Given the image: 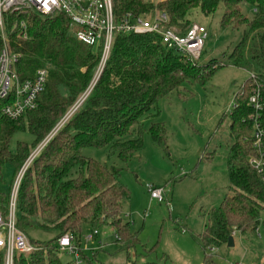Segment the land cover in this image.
<instances>
[{
	"label": "trees",
	"instance_id": "1",
	"mask_svg": "<svg viewBox=\"0 0 264 264\" xmlns=\"http://www.w3.org/2000/svg\"><path fill=\"white\" fill-rule=\"evenodd\" d=\"M113 1L118 21L126 13L153 15L160 11L168 15L167 27L181 33L195 23L194 13L211 16L223 4L221 27L242 31L229 59L235 66L250 67V73L264 81V0ZM20 21L25 22V29L16 26ZM4 31L12 50L20 54L15 68L22 79H33L40 68L48 70L37 107L20 119L5 117L2 108L8 100L0 99V172L5 164H11L16 177L33 150L89 88L101 50L94 52L92 46L81 43L76 37L77 26L64 13L10 12L5 15ZM2 34L0 28V52ZM221 67L217 58L200 62L167 48L159 34H116L91 93L24 174L17 199L18 228L26 233L29 227L39 226L57 234L43 245L32 240L37 249L16 255L15 264H77L75 258L63 262L59 256L57 241L68 233L75 237L82 263L103 264L93 263L82 248L81 232L86 224L93 228L109 225L123 249L135 248L138 233L122 215L123 204L130 199V190L119 180L124 167L86 157L83 149L106 147L109 159L127 164L142 151L143 121L159 115V101L186 83L203 84ZM253 86L248 78L244 93L235 96L238 107L230 126L235 141L227 158L233 194H226L220 206L209 212L201 234L205 251L228 243L235 230L256 231L264 213V180L249 164V157L257 154L252 142L254 123L249 119L254 115L249 104ZM261 123L264 127V112ZM19 131H28L33 139L19 141L12 152L13 137ZM149 133L156 145L167 148L163 122L153 121ZM10 192L0 190V214L8 213Z\"/></svg>",
	"mask_w": 264,
	"mask_h": 264
},
{
	"label": "rangeland",
	"instance_id": "2",
	"mask_svg": "<svg viewBox=\"0 0 264 264\" xmlns=\"http://www.w3.org/2000/svg\"><path fill=\"white\" fill-rule=\"evenodd\" d=\"M223 12L221 4L214 15L194 13L192 17L208 32L200 62L217 58L222 67L203 84L186 83L159 101V115L143 121L144 147L140 154L123 164L116 158L109 159L106 147L83 149L86 157L124 167L119 180L130 190V199L124 202L122 215L138 233L136 247L126 250L118 244L111 226L84 225L80 241L93 263L264 264V213L256 231H234L233 246L225 243L205 251L201 244L209 212L220 206L226 194H233L227 167L235 141L230 126L235 96L242 91L251 70L235 66L229 59L242 31L222 28ZM246 12L251 15L249 8ZM93 48L97 52V47ZM153 121L165 124L167 148L156 145L149 133ZM32 139L28 131L17 132L11 151L16 150L19 141ZM14 178L15 167L5 164L0 172V190L9 193ZM150 185L164 189V202L151 199L147 188ZM95 231L93 241L87 242L86 238ZM26 234L31 241L43 245L55 239L57 232L35 226L29 227ZM59 256L63 262L74 259L67 252Z\"/></svg>",
	"mask_w": 264,
	"mask_h": 264
},
{
	"label": "built area",
	"instance_id": "3",
	"mask_svg": "<svg viewBox=\"0 0 264 264\" xmlns=\"http://www.w3.org/2000/svg\"><path fill=\"white\" fill-rule=\"evenodd\" d=\"M10 12L37 13L43 16L64 13L77 26V39L81 43L100 49L101 56L96 75L89 88L68 109L51 133L33 150L15 177L9 197L8 213L0 214V264H15L16 255L36 250L37 247L32 244L28 235L17 226V199L21 181L33 160L81 108L91 93L110 57L116 34H159L167 48L198 61L205 50L208 37L206 27L197 23L191 25L184 33L176 28L167 27L168 15L160 11H156L153 15L126 13L118 21L113 0H0V28L4 41L0 52V99L8 100L2 108V113L11 120H18L27 111L37 107L38 99L46 87L48 70L38 69L33 79H22L17 73L15 65L20 54L12 50L4 31L5 15ZM16 26L25 29L26 24L20 21ZM249 78L254 85L249 97L254 115L249 119L254 123L252 142L257 152L249 157V164L262 175L264 180V127L261 123L264 112V81L255 73H250ZM243 93L242 87L240 94ZM236 107L238 104L235 101L234 108ZM147 188L152 200L164 202L163 188L154 185ZM96 234L95 231L94 235H89L86 241H91ZM57 244L61 252L73 254L77 264L82 263L73 234L68 233L60 237Z\"/></svg>",
	"mask_w": 264,
	"mask_h": 264
},
{
	"label": "water",
	"instance_id": "4",
	"mask_svg": "<svg viewBox=\"0 0 264 264\" xmlns=\"http://www.w3.org/2000/svg\"><path fill=\"white\" fill-rule=\"evenodd\" d=\"M228 245L229 246H233L234 245V241H233V236L232 235L229 237Z\"/></svg>",
	"mask_w": 264,
	"mask_h": 264
},
{
	"label": "crops",
	"instance_id": "5",
	"mask_svg": "<svg viewBox=\"0 0 264 264\" xmlns=\"http://www.w3.org/2000/svg\"><path fill=\"white\" fill-rule=\"evenodd\" d=\"M113 229H114V228H113ZM94 238H95V236H94ZM94 238H93V239H94ZM93 239H92L91 241H93ZM92 243L94 244V242H92Z\"/></svg>",
	"mask_w": 264,
	"mask_h": 264
}]
</instances>
